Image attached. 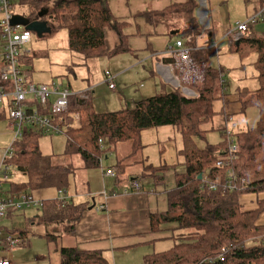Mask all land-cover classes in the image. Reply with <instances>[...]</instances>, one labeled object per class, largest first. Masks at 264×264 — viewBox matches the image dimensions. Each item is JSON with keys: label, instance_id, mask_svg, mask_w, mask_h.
<instances>
[{"label": "trees", "instance_id": "1", "mask_svg": "<svg viewBox=\"0 0 264 264\" xmlns=\"http://www.w3.org/2000/svg\"><path fill=\"white\" fill-rule=\"evenodd\" d=\"M110 0H12L14 16L30 22L47 21L53 29L69 31L70 49L85 61L112 57L128 52L125 28L129 23L113 15ZM263 8L264 0H260ZM199 4L189 0L175 4L160 11L142 13L151 25H158L174 16L188 19V29L184 32L186 47L191 49L194 68L201 78L189 85L194 86L196 96L187 97L180 89L155 95L136 103L131 110L110 113H97L91 102L81 104L76 97L70 99L69 110L54 117V123H63L67 127V149L65 156L80 157L86 170L98 169L102 159L115 151L122 143L132 144L133 155L143 149L144 131L159 128H172L182 139V150L178 157L183 160L186 170L175 176L176 189L169 193L168 210L152 216L153 231L161 230L165 224H175L173 228V248L169 251L146 256L141 264H264V226H258L257 220L264 210L243 212L239 197L249 194L264 193V35L247 33L238 42L232 40L230 51L240 58L255 54L257 61V79L260 89L250 91L238 90L233 95L226 94L224 70L211 64L217 56V50L210 42L203 48L198 47L202 30L196 12ZM48 14L40 18V13ZM108 31L116 32L120 45L108 51L106 35ZM209 44V45H208ZM173 66L175 59L165 60ZM28 79L32 71L25 70ZM222 81H225L223 84ZM3 85L0 80V89ZM233 99H230L232 98ZM224 101L225 107L238 104L241 112L250 107L259 111L258 125L246 132L233 135L238 146L236 160L231 168L238 178L237 193L219 190L216 192L204 188L198 177L209 174L223 180L226 169L218 168L217 163L225 159L220 152L228 148L227 137L224 142L213 146L206 144L205 137L210 129L204 126L212 122L216 115L214 104ZM44 114H49L44 110ZM5 111L0 113V120H6ZM9 122L10 118H9ZM77 123V125H75ZM70 125V126H69ZM23 137L14 145L15 154L8 162L23 177L24 183L4 181L8 185L4 196L56 189L67 193L73 169L56 165L55 156H45L41 152L40 140L46 136L43 132L24 128ZM222 131V130H221ZM103 140V145H100ZM172 166H146L143 175L136 181L150 179L156 186L165 184V173ZM117 185L125 181V167H115ZM244 182V184H242ZM87 204H75L73 201L47 200L42 203L40 223L52 225L64 223L70 226L68 235H73L85 212ZM16 209L7 212V220L13 219ZM5 218V219H6ZM3 224V222H2ZM4 234L18 236L25 244L27 231L10 230L0 226ZM177 233V234H176ZM55 240L56 236H49ZM24 241V242H23ZM61 264H109L102 251H81L78 248L60 249Z\"/></svg>", "mask_w": 264, "mask_h": 264}, {"label": "rangeland", "instance_id": "2", "mask_svg": "<svg viewBox=\"0 0 264 264\" xmlns=\"http://www.w3.org/2000/svg\"><path fill=\"white\" fill-rule=\"evenodd\" d=\"M13 1L17 2L18 0ZM187 1L189 0H155L152 2L151 7L154 6L157 7L156 9L158 10H163L169 6L183 4ZM257 1L258 0H228V3H223L221 7H219L220 10L212 9L210 15L205 5L201 4L203 13L200 15V27L209 29L214 35L212 38L209 36V39L212 40V43L218 44L217 56L212 59L211 64L216 68H222L224 70L223 77L227 83L226 94L228 95H233L237 93L238 90L248 89L250 91H256L260 89V83L257 79L258 73L254 66L257 61V56L253 54L248 58H240L237 53H232L230 51L232 40L224 37L220 38L221 36L219 35L222 24L225 26L224 29H234L237 24L248 22L249 19H251V16L257 11L254 10V14H251L250 6L254 8ZM155 4H157V6H155ZM198 11L199 8L196 12V17H198ZM134 17L132 20L122 19V21L134 24ZM1 20L2 15L0 14V21ZM140 20L143 21L142 24L146 23L151 26L146 18L139 17L138 21ZM187 21L188 19L184 16H174L164 25H159L156 29L162 32H158L159 34L156 37L151 36L150 38L152 40H158L155 42V47H161V49L163 48L165 50H169L172 47L175 49V43L178 40V37L179 39H184L183 32L186 28L188 29L189 26ZM51 29L52 32L44 35L43 38L32 32V49L34 52V58L26 61L23 66L24 69L32 71L33 79L32 77L30 78L32 83L34 80L35 83H44L50 88H53L54 84L56 85L57 83H60L62 84L63 89H71V91L77 95H85L88 97L89 99L87 100L91 102L97 113L131 110L134 107L133 104L137 101L148 99L157 94L171 92L169 89L166 92H163V90L156 92L157 86L162 88L159 85V81H157L158 83H155V81L154 83H151L153 79H149V75H147L142 68H140L141 71L138 72L146 75L138 77L135 69L134 73L136 75L133 79L128 77L129 74L123 78H118V71L126 70L129 66V62L134 59L131 57L132 55L118 54L115 57L106 56L85 61L80 55L74 53L70 49L69 31L67 29ZM182 30L183 32H180ZM210 31H202L201 33L203 35H211ZM124 32L128 35L130 29L126 27ZM176 32H179V34L171 36ZM249 33L263 36L264 20H260L258 23L251 25ZM134 38L138 39L139 37ZM144 47L146 48V46ZM140 58H143V56L141 55ZM126 62H128V66H123ZM125 65H127V63ZM106 72L115 77V92L111 91L109 85L106 83ZM201 74L198 72V76ZM149 84H153V93L148 91ZM214 109L216 115L212 122L204 126V129H210V131L206 134V143H202L201 146L206 144L216 146L224 142L226 139L224 137L225 129L233 135H236L237 133L246 132L255 128L259 122V111L254 107H250L242 113L238 104H232L229 107H225L223 106V101L220 100L215 102ZM1 110L5 111L7 118L6 120L0 121V166L4 162L6 151L15 142L16 136L15 131L10 128L7 108L1 106L0 111ZM228 117L232 120L226 124V118ZM75 125H77V123ZM233 139L235 138L233 137ZM177 140L179 139H177L175 135H165V133H159L157 129L144 131L142 137V146L144 149L139 153L144 156L147 166H172L165 173V184L163 186L155 187L152 184L156 193L150 194L153 196H151V199L153 201L155 197L161 198V200H163V203L160 201V207L162 210L168 209L169 193L176 189V174H182L186 170L183 165V160L178 157L180 143ZM40 148L45 156L55 155L54 163L56 165L68 166L73 169L74 173L70 178L71 185L73 186L71 188L72 192H74L77 187L79 190L84 189V183L89 180V170L84 168L83 161L80 157L64 155L67 149V137L65 134H50L42 137L40 140ZM114 153L115 152H113V155ZM224 153L225 151L220 152L219 156L224 155ZM109 154H107L108 160L105 161L104 159V163L102 161V165L105 167V169L103 167L100 168L102 169V172L108 170V167L118 164V159L116 157L113 158V155L111 156L112 153ZM139 156L141 155H138V157ZM8 181L24 183L26 178L17 172L16 168L12 167L9 172ZM109 182L111 183L109 184ZM151 183L150 180H144L141 185H143L145 190H150L152 187ZM105 184V188L102 186V183L100 187V194L103 193L104 197L105 193L107 196H110L112 193L111 189H115V192L122 191L123 193L125 191L123 190L124 188L122 189L123 186L116 187L112 180H106ZM7 187L8 185L7 183H4V176L2 175L0 177V189L3 188V192H5ZM0 194L3 196V193ZM96 197L97 199L103 198L100 197V195ZM164 199L167 201L166 206H164ZM39 213L41 214V211L32 208V211L28 212L27 216L32 218L36 214L39 215ZM30 218L27 222L22 220L21 217L14 220V223L19 226L20 230L27 231V245L16 250L14 253L13 264H36L37 260L42 264L50 262H52V264L61 263V257L58 256V251L62 248L73 247V239L68 237V234L63 232L60 228L52 230L49 225H44L37 221L31 223ZM2 222H0V226H5L8 229L13 228L12 221L7 220L6 222L4 221L3 224ZM166 226L167 228L165 229V232L157 233L159 238H164L161 241L150 243L147 247L141 246L140 248H137L138 250L129 252L117 250L112 253L111 250L104 253L109 264H141L144 261L143 255H153L169 251L174 246V242L171 238L175 235L173 234L175 224H165L163 225V228ZM49 236H56L57 239L53 240L49 238ZM145 252L147 253L144 254ZM115 255H117L116 258Z\"/></svg>", "mask_w": 264, "mask_h": 264}, {"label": "crops", "instance_id": "3", "mask_svg": "<svg viewBox=\"0 0 264 264\" xmlns=\"http://www.w3.org/2000/svg\"><path fill=\"white\" fill-rule=\"evenodd\" d=\"M153 1L155 0H110L109 2V7L113 15L115 16V18L122 21V19L132 20V18L135 16L134 17L135 23L127 26V28L130 29V33H128L129 37L127 39L128 52L122 53L123 55L130 54L132 55L131 57H133L134 59L131 62H129V66H128V62H126L127 65H125L126 63L123 64V66H128V68L126 70L118 71L117 77L123 78L129 74L128 77L133 79L136 75L134 73L136 69L138 77L147 74L149 75L148 76L149 79H153L151 83H154V81L155 83H158L157 81H159L160 83L159 85L162 88L157 86L156 92H159L161 90H163V92H166L168 91V89L171 91H173V89L174 90L180 89L185 96L194 97L196 96V93H195L196 91H195L194 86L189 85V84L186 85L182 83L179 79L178 71L173 69L170 65L166 64L165 60L170 59V57L166 55V52L168 51V49L165 50L163 48L161 49V47H155L156 45L155 42H157L158 40L150 39L151 36L156 37L159 34L158 32H162V31L157 30L156 28L159 25H164L168 21H164L158 25H151V26L146 23L142 24L143 21L141 20L138 21L139 15L142 13H146L150 11H160L156 9L157 7H154V6L151 7ZM196 1L199 4V11H198V17H197L199 21L201 20L200 15H202L203 13L201 4L205 5L210 15L211 14L210 12H212V9L220 10L219 7H221L223 3H228V0H214V1L213 0H202V1L196 0ZM155 6H157V4H155ZM260 6H261L260 0L257 1V4L255 5L254 8L250 6L251 14H254L253 13L254 10H257V11L260 10L259 9ZM178 16H181V15H178ZM224 27H225L224 24H222L220 27V31H219L220 33L219 35L221 36L220 38L222 37L225 38L227 32L231 29V28L224 29ZM132 29H133V32H132ZM186 29L185 30L183 29L184 32L186 31ZM203 29L204 28L201 27V30L203 32L210 31L209 29H204V30ZM183 30L180 32H183ZM178 34L179 32H176V33H173L171 36H176ZM210 34L211 35H208V34L201 35V37L198 40L199 48L205 47L208 42L212 43V40L209 39V36L210 38H212L214 35L212 34L211 31H210ZM134 37H139V38L138 39L136 38L137 39L136 40ZM177 41L184 42V40L179 39V37ZM106 43H107L108 51L109 52L113 51L115 48H117L120 45L119 35L114 31H108L106 35ZM144 46H146V48ZM122 54H119V55H122ZM141 55L143 56V58H140ZM140 68H142L146 74H140L138 72V71H141ZM33 83L37 85H47L44 83H35L34 80H33ZM152 86L153 84H149L148 91L150 93L154 92L152 90ZM69 90L71 91V89ZM111 91L115 92L116 88ZM89 92H90V89H89ZM72 93L75 94L74 92ZM76 98L81 104H85L87 101H89L87 100L89 99L88 97L85 100L79 99L78 97ZM230 99H233V97ZM136 103L133 104L134 107ZM223 106H225L224 101H223ZM2 112L3 110L0 111V113ZM106 113H110V112H106ZM10 128L13 129L11 124H10ZM157 131H159V133H165V135H170V134L175 135L177 139H179L177 141L180 143L179 145L180 149L178 150V152L182 150L181 136L174 129L159 128L157 129ZM59 135H63V134H59ZM142 137H143V134H142ZM113 152H115L114 155H113ZM113 152H111L112 154L110 153L111 156L113 155V158L116 157L118 159V164L119 163L122 164L126 170L125 178H124L125 181L123 183H121L120 185H117L116 177L113 178V177L105 176L104 172H102V169H100L101 168L100 166V168L98 169L89 170V173H90L88 176L89 180L86 183H84V189L79 190L77 187L75 188L74 192H72L71 188L73 186L71 185V182H70V187H69L68 192L63 193L62 195V197L68 199V201H73V203L75 204H87L88 209L85 212L82 220L78 224H76L74 234L68 235V237H71L73 239V247L78 248L81 251H102L103 253H106L112 250V253H114V251L120 250L124 252H129L133 250H138L137 248H140L141 246L147 247V245L150 243H154L156 241H161L164 239L163 237L159 238L157 233L165 232L166 231L165 229L167 228V226L164 228L162 227L160 231L159 230L153 231L152 216L165 213L168 209L166 210L161 209L160 201H162L163 203V200H161V198L155 197L153 200L154 202L152 201L151 199L152 195L150 194L156 193V190H154L153 188V185H154L153 183H151V185L153 184L152 187L150 186L151 188L148 187L150 188V190H145L143 185H141L142 181L135 180V178H138L141 175H143L144 170L147 166L144 156L139 152L136 155H133L132 144L130 142L119 144L116 147L115 151ZM138 155H141V156L138 157ZM51 156H55V155H51ZM104 159L105 161H107L108 160L107 156H105L102 159L103 163L105 162ZM102 167L105 169L104 165H102ZM115 167L116 165L115 166L112 165L108 167V170L111 169L115 171ZM106 180H112L116 187L123 186L122 189L124 188L123 190L125 191L122 193V191L115 192V189H111L112 193L110 194V196H107L105 193L104 194L105 197H104L103 193L100 194V187L102 183V186H104L105 188ZM147 180H150V179H147ZM110 183L111 182H109V184ZM134 183L139 184L140 186L139 191H136ZM126 191L128 192L127 194L125 193ZM98 195H100V197H103V198L97 199L96 196ZM36 197L40 200L41 203H43L44 201H47V200L57 199L59 197V192L56 189L41 190V191L36 192ZM238 200L242 207L243 212H254L260 208L264 209V193L243 195V196H240ZM166 205H167V201L164 199V206ZM35 210L39 211V209H36V208ZM30 211H32L31 208L24 210L23 212H17L16 213L17 215L13 219L11 218L10 220H8V221H12L13 228L11 229L12 230L19 229V226H17L16 223H14V220L19 217H21L22 220L27 222L30 218V216H27V213ZM40 216H41L40 213L39 215L36 214L32 218H30V222L31 223L36 222V221L40 222ZM4 221L6 222L7 218L4 219L3 222ZM257 225L264 226V210L262 211V213L260 214L257 220ZM49 227L52 230L60 228L66 234H67V230L70 228L69 225L64 224V223L52 224V225H49ZM23 231H26V230H23ZM26 242H27V237L25 240V244L22 245L21 247H25L27 245ZM67 248H70V247H67ZM146 253L147 252H145L144 254ZM58 256L61 257L60 250L58 251ZM116 256L117 255H115V258ZM146 256H149V255L147 254L143 255V258H145ZM13 259H14V256H13ZM60 259H59V262H60ZM36 264H42V263L37 260ZM46 264H52V262L46 263Z\"/></svg>", "mask_w": 264, "mask_h": 264}, {"label": "built area", "instance_id": "4", "mask_svg": "<svg viewBox=\"0 0 264 264\" xmlns=\"http://www.w3.org/2000/svg\"><path fill=\"white\" fill-rule=\"evenodd\" d=\"M0 14L2 20L0 21V80L3 88L0 89V107H6L8 110L11 126L15 131V142L6 151L4 162L0 166V177L4 176V181H8L11 165L8 163L12 161L15 154L13 145L23 137L24 128L35 129L43 132L46 136L50 134H64L67 127H63V123H54V117L62 115L69 110L70 99L78 97L85 100L84 95H75L69 89H63L61 84H54L53 88L48 85H37L28 79L25 75L24 65L26 61L34 58L32 49V32L26 30L22 25L14 26L12 20L14 18V11L12 7V0H0ZM264 20V6L251 16L246 23H239L234 29H230L225 38H229L235 42L242 39L250 30L251 25ZM212 48L218 49V44L213 43ZM166 55L175 59V64L171 66L178 71L179 79L182 83H194L198 76L197 70L191 57V49L186 47L183 41H177L175 49L170 48ZM115 77L110 73H106V83L111 90L115 89ZM224 84L225 81H222ZM48 110L49 114H44V110ZM232 120L227 118V122ZM228 141V148L224 153L225 159L217 163L218 168L226 169V176L223 180L217 176L212 178L209 174H203L202 185L209 191H227L230 193H237L238 178L231 168L233 162L236 160L238 146L233 139V134L224 130ZM104 141L100 140V145ZM102 167V161H101ZM107 177H116L114 170L104 171ZM11 177V175H10ZM244 184V182H242ZM136 191L140 190V186L134 183ZM128 193L127 191L125 192ZM63 193L59 192L58 200L67 202V199L62 197ZM42 203L35 194L20 193L10 196H1L0 194V222H2L10 209H16L17 212H23L27 209L41 208ZM101 208V207H100ZM22 240L18 236L4 234L0 230V264H13V256Z\"/></svg>", "mask_w": 264, "mask_h": 264}, {"label": "water", "instance_id": "5", "mask_svg": "<svg viewBox=\"0 0 264 264\" xmlns=\"http://www.w3.org/2000/svg\"><path fill=\"white\" fill-rule=\"evenodd\" d=\"M47 14H48V11L41 12L40 18L45 17ZM12 24L14 26L22 25L26 28V30L37 34L41 38H43L44 35L52 32V29L49 26V23L47 21L30 22L24 18L19 17V16H14V18L12 20ZM198 180L201 181L202 176H199Z\"/></svg>", "mask_w": 264, "mask_h": 264}]
</instances>
